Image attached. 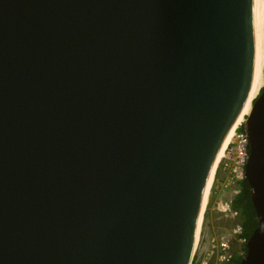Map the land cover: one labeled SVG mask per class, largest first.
Listing matches in <instances>:
<instances>
[{
  "label": "water",
  "instance_id": "1",
  "mask_svg": "<svg viewBox=\"0 0 264 264\" xmlns=\"http://www.w3.org/2000/svg\"><path fill=\"white\" fill-rule=\"evenodd\" d=\"M264 0H0V264H185L251 89ZM264 264V86L244 124Z\"/></svg>",
  "mask_w": 264,
  "mask_h": 264
},
{
  "label": "built area",
  "instance_id": "2",
  "mask_svg": "<svg viewBox=\"0 0 264 264\" xmlns=\"http://www.w3.org/2000/svg\"><path fill=\"white\" fill-rule=\"evenodd\" d=\"M244 123L245 120L234 128L232 139L224 149V155L217 165V167L219 166L227 172L228 180L226 185L230 188V192L228 196L222 197L217 201L216 207L223 215L231 218L234 224L231 226V232L228 237L221 236L219 245L215 236L211 238V252H208L209 257L203 260L202 264H236L237 259L241 261L247 253L246 244L249 237L244 234L240 219L241 210L234 206V199L242 192V181L246 177L245 166L249 155V138ZM233 236L240 244L234 254L230 251V241ZM217 247L220 248L217 249L216 260L213 262L215 248Z\"/></svg>",
  "mask_w": 264,
  "mask_h": 264
},
{
  "label": "rangeland",
  "instance_id": "3",
  "mask_svg": "<svg viewBox=\"0 0 264 264\" xmlns=\"http://www.w3.org/2000/svg\"><path fill=\"white\" fill-rule=\"evenodd\" d=\"M228 180L227 172L222 170L219 166L216 168L215 177L210 189L209 197H207L202 223L200 227V234L198 245L194 255L196 257L192 258L191 264H202V261L208 259L209 254L212 248V240L213 236L216 237L217 244L219 245V241L221 240V236H229L231 232V226L234 224V221L223 215L217 209V201L229 195L230 188L226 185ZM209 191V189H208ZM239 241L235 239V237H231L230 241V251L234 254L239 248ZM215 248L213 262L216 260L217 249Z\"/></svg>",
  "mask_w": 264,
  "mask_h": 264
},
{
  "label": "bare ground",
  "instance_id": "4",
  "mask_svg": "<svg viewBox=\"0 0 264 264\" xmlns=\"http://www.w3.org/2000/svg\"><path fill=\"white\" fill-rule=\"evenodd\" d=\"M264 86V10L263 13L261 15V19H260V30H259V42H258V55H257V64H256V72H255V76L253 79V83L251 86V89L249 91V94L247 96V99L233 125V127L231 128L224 144L222 145L218 156L216 157V160L214 162V166L212 168V171L210 173V176L208 178L206 187L204 189V194H203V198H202V203H201V208H200V212H199V216H198V221H197V227H196V231H195V236H194V240L190 249V252L188 254V258L185 261V264H191L192 258L194 256V253L196 251L197 245H198V240H199V234H200V227H201V223H202V217H203V212H204V207H205V203L207 200V197H209V193H210V189L214 180V175L216 172V168L218 165V162L220 161V159L223 157L224 155V149L226 148V146L228 145V143L231 141L232 136H233V132H234V128L240 124V122H242L243 120H245L247 114L250 113L251 107H252V102L253 99L258 95L260 89ZM209 189V191H208Z\"/></svg>",
  "mask_w": 264,
  "mask_h": 264
},
{
  "label": "trees",
  "instance_id": "5",
  "mask_svg": "<svg viewBox=\"0 0 264 264\" xmlns=\"http://www.w3.org/2000/svg\"><path fill=\"white\" fill-rule=\"evenodd\" d=\"M252 189L247 181L246 177L242 181V192L241 194L234 199V206L239 208L240 211V219L243 225L244 234L246 237H249L252 233L253 229L256 227L258 220L256 215V210L253 205V201L251 198ZM246 248V246H245ZM196 255L194 256V258ZM240 260L237 259L236 264H239Z\"/></svg>",
  "mask_w": 264,
  "mask_h": 264
},
{
  "label": "clouds",
  "instance_id": "6",
  "mask_svg": "<svg viewBox=\"0 0 264 264\" xmlns=\"http://www.w3.org/2000/svg\"><path fill=\"white\" fill-rule=\"evenodd\" d=\"M245 121H246V118H245ZM245 124V123H244ZM245 127V126H244Z\"/></svg>",
  "mask_w": 264,
  "mask_h": 264
}]
</instances>
